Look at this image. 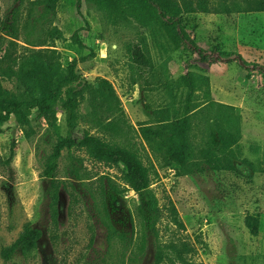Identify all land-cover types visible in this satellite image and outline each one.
I'll return each mask as SVG.
<instances>
[{
	"label": "rangeland",
	"instance_id": "1",
	"mask_svg": "<svg viewBox=\"0 0 264 264\" xmlns=\"http://www.w3.org/2000/svg\"><path fill=\"white\" fill-rule=\"evenodd\" d=\"M27 1L32 0H25L20 8L22 19ZM77 1L60 0L56 8L53 26L59 34L51 48L59 53L63 66L76 59L77 71L84 82H92L96 77L110 81L134 127L151 121L147 113L153 109L167 107L175 116L174 110L183 106L186 95L180 79L188 68L198 76L192 141L195 144L203 141L209 122L217 135L237 136L241 158L259 169L252 171L236 162V173L205 168L199 173L177 177L173 169L163 168L157 156L146 148V156L157 172L151 189L160 206L171 201L178 211L185 227L179 233L196 249L192 261L264 264V173L259 172L264 167V76L253 71L247 76L235 62L212 65L195 62L196 54L174 50L156 27L145 30L132 19L123 21L106 9ZM212 4L218 13L186 17V28L197 46L204 50L218 46L223 51L239 53L248 62L264 65V11L246 12L232 6L234 10L229 13V3L224 6L221 1L212 0ZM17 5L12 0H0V19L5 20L11 7ZM75 33L85 48L73 42ZM25 38L26 33L21 30L16 42L25 46ZM141 39L148 46L152 66L132 85L129 49ZM90 50L94 58L81 61ZM203 77L208 80L214 101L211 112L206 110ZM1 85L5 90L11 89L6 81L1 80ZM146 107H149L147 113ZM87 109L85 102L80 111L85 113ZM31 126L19 129L13 119L0 125V264H152L151 237L147 239L144 254L136 262L128 261L137 242L134 193L125 192L108 209L109 220L118 235L110 237L99 221L87 190L89 186L97 189L99 181L81 184L73 171L81 177L107 174L114 179L118 173L92 162L83 152H73L79 160L72 159L66 151L61 154L56 172L63 182L59 189V226L56 231L49 229L48 199L40 176L43 157L50 152L56 136L65 135L64 112L60 107L57 109L54 128L47 129L44 122H33ZM27 134H31L29 138ZM12 145L14 155L9 159ZM73 192L78 196L75 205L71 201ZM246 216L258 219L256 235H251L245 226ZM26 223L42 232L36 256L27 262L20 255L4 261L1 251L10 246ZM164 225H161L162 233L168 234Z\"/></svg>",
	"mask_w": 264,
	"mask_h": 264
},
{
	"label": "trees",
	"instance_id": "2",
	"mask_svg": "<svg viewBox=\"0 0 264 264\" xmlns=\"http://www.w3.org/2000/svg\"><path fill=\"white\" fill-rule=\"evenodd\" d=\"M12 1L18 5L11 7L5 20L0 19V125L13 119L19 129H30L33 122H44L47 129H50L55 127L57 109L60 107L64 112L65 135L56 133L50 152L43 157L40 176L48 199L49 229L56 231L59 226V189L63 182L56 177V172L61 154L66 151L72 159L79 160L74 157L73 152H83L92 162L118 173L114 179V176L107 174L81 177L76 170L73 171L81 184L90 185L93 181H99L97 189L89 186L87 190L96 215L110 237H115L118 233L109 220V207H113L127 191H131L136 197L133 214L137 222V242L128 256L129 262H136L144 254L147 239L151 237L154 246L152 264H201L192 261L196 252L194 244L182 239L179 233L185 227L175 206L171 201L160 206L151 189L157 172L146 156V148L157 156L163 168L173 169L177 177L199 173L205 168L214 172L236 173V162L245 164L252 171L259 169L241 158L237 136L217 135L209 122L203 141L198 144L192 141L198 76L186 68L180 79L181 86L186 88V95L183 106L174 110L175 116L167 107L153 109L150 113H147L149 107H146L145 112L151 121L134 127L128 121L110 81L96 77L92 82H84L77 71V60L72 59L63 66L59 53L51 48L59 34L53 22L60 0L27 1L24 19L20 8L25 0ZM81 1L78 0V4ZM83 1L106 9L123 21L132 19L145 30L156 27L174 50L181 49L196 54L195 62L206 65L235 62L247 72V76L252 71L264 76V65L248 62L239 53L223 51L218 46L210 50L197 46L186 28V17L218 13L212 0ZM218 1L224 6L229 3V13L234 10L232 6L246 12L264 11V0ZM21 20L24 22L21 23ZM21 30L27 36L23 41L25 46L16 42ZM72 40L79 48H85L76 33ZM94 56V52L90 50L80 60H90ZM129 60L131 84L136 85L137 79L142 78L152 66L144 39L129 49ZM1 80L11 84V89L5 90ZM203 85L206 110L211 112L214 101L205 77ZM85 102L88 109L81 113L80 107ZM31 134H27L26 138ZM9 154L11 159L14 145ZM259 172L264 173V167ZM71 201L73 205L78 202V196L74 192L71 193ZM244 223L251 235L258 233L257 218L246 216ZM162 224H165L164 231L168 230V234L162 233ZM41 238L40 229L31 223L24 224L17 238L1 251L2 258L7 262L15 255H20L25 262L33 259L37 252V242ZM53 238H56L55 234ZM91 243L93 235L90 237Z\"/></svg>",
	"mask_w": 264,
	"mask_h": 264
}]
</instances>
